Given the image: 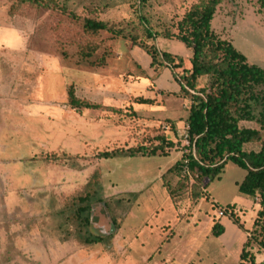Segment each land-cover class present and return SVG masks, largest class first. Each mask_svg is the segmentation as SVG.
I'll list each match as a JSON object with an SVG mask.
<instances>
[{"label": "rangeland", "instance_id": "obj_1", "mask_svg": "<svg viewBox=\"0 0 264 264\" xmlns=\"http://www.w3.org/2000/svg\"><path fill=\"white\" fill-rule=\"evenodd\" d=\"M56 1V11L25 5L12 13L13 1L0 0V73L11 77L0 78V94L17 88L35 101L32 112L41 111V119H33L24 133L10 126L0 134V264H239L238 231L249 238L259 209L239 191L247 172L229 161L208 187L192 176L181 181L169 170L187 154L190 99L166 94L168 109L182 115L179 128L170 118L153 120L148 107L139 104L158 95L161 76L167 74L166 66L149 67L151 58L142 46L178 34L185 14L208 0H148L145 6L133 0ZM85 19L122 34L90 36ZM261 20L264 0H222L213 26L227 31L240 52L264 67ZM147 27L155 41L147 37ZM89 41L97 49L89 61L82 60ZM100 57L104 64L97 66ZM209 84V78L200 79L198 88ZM71 89L98 108L73 109ZM98 89L114 106L93 100ZM241 125L258 129L255 123ZM163 134L173 143L158 152L166 156H100L157 147L155 137ZM34 135L40 142L32 145ZM259 149L258 144L245 147ZM95 174L102 188L92 201V225L86 230L88 236L106 235L99 244L86 245L63 212L85 195ZM228 206L232 211L220 221L217 209ZM224 223L223 236H214V226L224 229ZM250 249L257 264H264V248L256 241Z\"/></svg>", "mask_w": 264, "mask_h": 264}, {"label": "trees", "instance_id": "obj_2", "mask_svg": "<svg viewBox=\"0 0 264 264\" xmlns=\"http://www.w3.org/2000/svg\"><path fill=\"white\" fill-rule=\"evenodd\" d=\"M12 1V13L25 5L49 11L60 8L56 0ZM133 1L140 6H145L148 2ZM221 1L208 0L193 6L178 23V34L163 36L186 45L192 55L189 59L190 68L186 67L185 59L160 51L156 44L143 45L142 48L150 56L152 67L166 66L173 71L181 87V96L188 97L191 101L187 119L190 151L169 172L177 173L181 181L187 182L191 176L198 183L207 181L206 187L221 178L229 161L247 172L239 191L257 204L259 209L253 224L254 230L245 243L239 264H257L250 248L256 241L264 248V69L249 63L247 57L230 41L222 39L213 30L212 21ZM70 16L74 21L80 20L76 15ZM83 27L85 33L93 37L103 31H110L118 36L122 34V31L109 29L107 24L93 19H85ZM146 32L147 37L155 41V33L148 27ZM130 40L133 44L138 43L137 36H130ZM96 49L89 41L80 52L82 60L89 61L93 58ZM68 55L64 53L65 57ZM103 64L104 57H100L97 66ZM178 69H182L181 74L175 73ZM203 78H209L210 84L208 87L198 88V82ZM68 98L73 109L98 108L87 100L78 99L74 89L69 91ZM145 102L147 101L142 100L139 103ZM244 122L255 123L258 129L243 127L241 124ZM155 139L159 141V145L154 148L139 147L116 153L105 152L100 156L104 159L117 156H166L165 152H158L162 150L163 144L171 146L173 143L164 134ZM252 144H258L260 149L246 151L245 147ZM179 185L183 187V184ZM101 188L95 174L87 185L85 195L73 199L68 210L63 212L68 213L66 223L74 224L76 238L86 245L99 244L104 238L103 235L88 236L86 230L92 225V201ZM231 207L224 209L228 213ZM223 232L220 224H216L212 230L216 237H220Z\"/></svg>", "mask_w": 264, "mask_h": 264}, {"label": "crops", "instance_id": "obj_3", "mask_svg": "<svg viewBox=\"0 0 264 264\" xmlns=\"http://www.w3.org/2000/svg\"><path fill=\"white\" fill-rule=\"evenodd\" d=\"M213 22H214V20L212 21L213 30L222 39L230 41L235 46V48L240 51V49L233 43V39L231 37H229V34H227V31H225V33H223L221 28H219V29L214 28ZM258 22L262 23V25L261 26L259 25V26L263 27V29H264L263 20H261V22L257 21V24H259ZM263 32H264V30H263ZM161 40H162V43H160V41L157 40V41H159V42H157V46L160 49V51L169 53V54L176 56V57H181V58L185 59L186 63L187 62L189 63V59L191 58L192 55H191V51L186 47L185 44L178 42L177 40H169V39H165V38H163ZM170 41H173V42L171 43ZM175 42H177V43L175 44ZM160 45H161V47H160ZM24 48L25 49H24L23 53L26 54L28 47L25 46ZM244 55L247 57L249 63L254 64L256 66H259L262 69H264V67L260 64V62L254 60V58L253 59L249 58V56H247L246 54H244ZM186 66H187V64H186ZM149 67H152V60L149 62ZM187 68H190V67H187ZM163 71L166 72L168 75L163 73L165 75L161 76V77H163V79L160 80V83L158 85V87L160 88V89H158L159 90L158 95L155 96L154 99L152 97H149L146 99L147 102L139 103V104L143 105L144 107L145 106L148 107L147 110L149 113H151V116H153V118H152L153 120L161 121L163 119L168 120L170 118L173 122H175L174 125H176V127L179 128V126L181 124L179 119L182 118V115H179L177 110H175L176 108L170 109V110L168 109V105L170 103V97L166 96V94L172 93L174 95H178L181 91V87H180L179 83L177 82L176 78H174V77L172 78L173 73L171 72V70L168 67L165 68ZM4 76L10 77L9 73L5 74V75L0 73V78H2ZM142 82H143L142 84L144 86H146L147 81L143 80ZM16 89L15 88L11 89V87H8V89L6 90V92H7L6 95L0 94V97H1L0 98V134L7 133V128L10 126H12L13 128H17V132L24 133V128L31 125L33 123V119H34V122H36V119L37 120L41 119V111H40V108L38 106H36V107H38V109L36 108L37 109L36 113L34 111L33 112L31 111V109H33L34 106L31 105L30 103L35 102V101L29 100L28 96H26L22 92H16ZM98 91H100L101 93H98ZM98 91H97L96 95L94 97H92L94 101L96 100V103L99 102L100 104L108 106V107L114 106L112 104V102L109 101L110 98L104 99V97L102 96L104 89H101V90L98 89ZM100 94H102V95H100ZM85 98L89 99L88 94L86 95ZM171 99H172V96H171ZM151 100H157V102L153 103ZM172 100L173 101H179L180 99H179V97L177 98V96H175V98L173 97ZM180 101H182V100H180ZM23 103H27V104H23ZM7 114H13L14 116L9 117V119H8V117L5 116ZM38 126H40L39 122H38ZM34 132H35V130H33V133ZM39 139H40V137H38V136L36 137L34 135L31 138V141L33 143L32 145H34L33 141L40 142ZM28 145H30V144H28ZM33 155H34V153H33ZM33 158H34V156L31 159L33 160ZM224 219L225 218L223 217L222 220H220V221H223ZM225 225L227 226V224L224 223V227H225L224 232L226 229ZM223 234H222V236H223ZM247 235H248L247 233L241 234V232L238 231L237 237L239 236V238L237 240V248L235 251H239V253L242 254L245 243L248 239ZM241 254H240V256H241Z\"/></svg>", "mask_w": 264, "mask_h": 264}, {"label": "built area", "instance_id": "obj_4", "mask_svg": "<svg viewBox=\"0 0 264 264\" xmlns=\"http://www.w3.org/2000/svg\"><path fill=\"white\" fill-rule=\"evenodd\" d=\"M186 140H187V142H188V149H187V153H189V149H190V141H189V137H188V135H186ZM227 215V212L225 211V209L224 208H222V207H220V208H218L217 209V216H218V218H223V217H225Z\"/></svg>", "mask_w": 264, "mask_h": 264}, {"label": "water", "instance_id": "obj_5", "mask_svg": "<svg viewBox=\"0 0 264 264\" xmlns=\"http://www.w3.org/2000/svg\"><path fill=\"white\" fill-rule=\"evenodd\" d=\"M113 230H112V232H114V228H112ZM106 233V232H105ZM105 233H103V235H106Z\"/></svg>", "mask_w": 264, "mask_h": 264}]
</instances>
